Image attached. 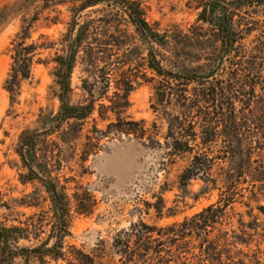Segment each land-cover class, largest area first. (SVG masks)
Listing matches in <instances>:
<instances>
[{"label":"trees","instance_id":"1","mask_svg":"<svg viewBox=\"0 0 264 264\" xmlns=\"http://www.w3.org/2000/svg\"><path fill=\"white\" fill-rule=\"evenodd\" d=\"M73 1L81 3L80 10L103 3H114L120 8L97 19L82 22L74 19L69 24L65 39L69 42L68 48L50 61L57 65L55 75L61 91L56 128L73 121L69 126L81 131L99 103L98 119L109 122L105 130H100L97 118L92 119V128L85 135L82 160L99 147L103 138L111 135H132L139 141L153 140L161 146L155 140L158 135L155 123L147 128L145 121L124 116L129 107L128 96L142 80L152 85L153 109L163 108L168 126L161 147L166 149L168 163L187 160L179 175L181 185L186 186L197 177L216 185L217 180L211 178L215 162L229 156L231 169L223 170L219 180L225 191L215 204L181 221L158 226L139 220L118 231L111 242L102 239L95 250L85 252L81 247L65 243V238L70 235L71 209L78 215H90L95 203L93 196L87 191L76 193L71 204L53 182L43 181L50 193L47 211L41 210L23 220L14 219L9 225L0 222V264H15L18 259L21 264H98L107 248L118 257L120 264H264L256 219L245 222L240 217L235 221L234 215L226 211L232 203V193L228 190L234 178L249 177L254 184L259 183V188L264 184V165H252V155L262 150L263 145L253 146L249 140L242 146L240 136L245 126L237 117L235 106L239 102L242 108L250 110L254 99L264 98V19L256 18L257 14L264 16V0H204L200 5L197 23H207L219 43L217 64L229 60L228 66L220 70L227 75L225 80L217 77L218 70L200 74L195 70L166 69L159 58L163 57L159 49L168 47L169 36L167 32L160 33L157 25L146 22L137 3ZM32 23L26 26L19 40L12 42V64L6 81L10 93L22 80L30 78L36 51L45 45L25 43ZM194 28L200 30L199 25ZM137 41L148 47V54L139 55L134 63L120 52L129 50ZM83 47L87 49L81 62L87 67L88 76L82 79L80 89L85 101L69 106L66 103L69 79ZM104 100L107 104L102 103ZM166 106H175L178 114L167 112ZM109 113L114 116L113 120L109 119ZM44 135L45 132L32 135L25 132L17 144V154L23 167L28 168L30 179H40L33 167L39 165L36 164V140ZM219 140L225 144L222 150H217L221 155L210 156ZM37 167L45 169L43 164ZM153 207L158 218H162L161 201ZM259 209L264 211L262 207ZM22 242H32V246L21 245Z\"/></svg>","mask_w":264,"mask_h":264},{"label":"rangeland","instance_id":"2","mask_svg":"<svg viewBox=\"0 0 264 264\" xmlns=\"http://www.w3.org/2000/svg\"><path fill=\"white\" fill-rule=\"evenodd\" d=\"M125 1L137 3L146 22L157 25L160 33L167 32L168 47L159 49L163 56L159 58H162L166 69L174 72L195 70L203 74L228 66L229 60L217 64L219 43L209 30V25L197 23L204 0ZM80 4L73 0H0V222L9 225L14 219L23 220L33 213L47 211L50 193L43 181L53 182L71 204L75 202L76 193L87 191L95 200L92 213L78 215L71 209L70 235L65 238V243L91 252L100 240L111 242L118 231L129 228L139 220L149 225L163 226L181 221L215 204L225 191L219 181L220 174L223 170L231 169V158L216 160L211 172V178L217 180L216 185L207 183L201 177L190 180L186 186L181 185L179 175L187 160L177 159L175 163H168L166 149L161 147L168 126L163 108L153 109L152 85L139 80L141 84L128 96L129 107L124 116L134 121H145L147 128L155 123L158 127L155 140L161 146L153 140L139 141L132 135H111L103 138L99 147L82 160L85 135L92 128V119L97 118V128L100 130H105L109 121L98 119L99 103H96L94 114L81 131H78V127L69 126L73 121L56 128L61 91L55 75L57 65L50 61L63 55L62 50L68 48L69 42L65 39L72 20L82 22L97 19L115 13L120 7L114 3H103L80 10ZM256 18L264 19V16L257 14ZM31 22L29 38L25 43L45 45L36 51L30 78L22 80L10 93L6 81L12 64V42L20 39ZM196 25L200 26L199 31H195ZM130 32H133L132 28ZM195 32L202 36L194 35L197 34ZM251 39L252 36L247 43ZM147 48L137 41L129 50H121L120 55L136 63L139 55L147 56ZM86 49L83 47L79 52L70 75V93L66 97L69 106L85 101L80 86L82 79L88 76L87 67L81 62ZM217 77L225 80L227 75L220 71ZM102 103L107 104V101ZM235 106L237 117L244 121L245 126L240 136L242 146L249 140H252L253 146L262 144V150L252 155V165H264V98L254 99L250 110L242 108L239 102ZM165 110L178 114L175 106H166ZM108 117L114 119L110 113ZM25 132L29 135L45 132L36 140V164H43L45 169H39V165L33 167L40 179H30L32 176L28 168L23 167L17 154L19 138ZM224 145L219 140L210 156L220 154L217 150H222ZM234 179L228 190L232 193V203L226 211L234 215L235 221L240 217L245 222L256 219L260 247L264 250V211L259 209H264V184L259 188V183L254 184L249 177ZM160 201L163 206L162 218H158L153 207ZM28 204H37L38 207ZM21 245L32 246V242H22ZM97 262L120 264L109 248ZM21 263L20 259L15 262Z\"/></svg>","mask_w":264,"mask_h":264}]
</instances>
